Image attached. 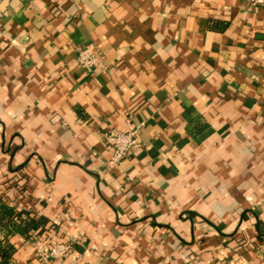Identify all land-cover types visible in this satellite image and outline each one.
Masks as SVG:
<instances>
[{
    "label": "crops",
    "instance_id": "obj_1",
    "mask_svg": "<svg viewBox=\"0 0 264 264\" xmlns=\"http://www.w3.org/2000/svg\"><path fill=\"white\" fill-rule=\"evenodd\" d=\"M0 196L44 227L13 264H264V5L0 0Z\"/></svg>",
    "mask_w": 264,
    "mask_h": 264
},
{
    "label": "built area",
    "instance_id": "obj_2",
    "mask_svg": "<svg viewBox=\"0 0 264 264\" xmlns=\"http://www.w3.org/2000/svg\"><path fill=\"white\" fill-rule=\"evenodd\" d=\"M254 6H263L264 0H249ZM77 61L79 65L89 72H93L98 67H104L105 62L98 48L93 44L79 47L77 50ZM139 126L133 130H117L112 129L104 132L105 141L112 147V162L119 163L129 156L134 150L140 147L138 139ZM74 242L72 239L65 241H54L47 246H38L37 252L40 258L46 262L54 259H64Z\"/></svg>",
    "mask_w": 264,
    "mask_h": 264
},
{
    "label": "trees",
    "instance_id": "obj_3",
    "mask_svg": "<svg viewBox=\"0 0 264 264\" xmlns=\"http://www.w3.org/2000/svg\"><path fill=\"white\" fill-rule=\"evenodd\" d=\"M44 227L40 228L39 218L25 210H17L3 196H0V264H13L16 246L11 237L21 234L26 239H33Z\"/></svg>",
    "mask_w": 264,
    "mask_h": 264
}]
</instances>
